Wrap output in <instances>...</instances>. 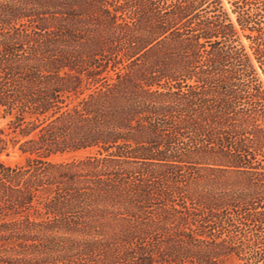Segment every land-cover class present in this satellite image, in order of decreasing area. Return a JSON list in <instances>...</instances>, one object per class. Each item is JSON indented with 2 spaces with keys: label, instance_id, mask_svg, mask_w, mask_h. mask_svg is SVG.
<instances>
[{
  "label": "trees",
  "instance_id": "obj_1",
  "mask_svg": "<svg viewBox=\"0 0 264 264\" xmlns=\"http://www.w3.org/2000/svg\"><path fill=\"white\" fill-rule=\"evenodd\" d=\"M228 2L0 0V264H264V0Z\"/></svg>",
  "mask_w": 264,
  "mask_h": 264
},
{
  "label": "rangeland",
  "instance_id": "obj_2",
  "mask_svg": "<svg viewBox=\"0 0 264 264\" xmlns=\"http://www.w3.org/2000/svg\"><path fill=\"white\" fill-rule=\"evenodd\" d=\"M225 6L227 9L231 10V4H229L228 0H224ZM246 45H249V42L247 40H244ZM6 123L3 124V126H5ZM88 154L86 152L83 153H79V154H75V155H65L63 157H58L56 158L57 161H68V160H79L82 159L84 157H86ZM27 156L23 155L20 151L18 146L17 147H13L11 146L10 150L5 153L4 155H2L0 157V160L2 162H4L6 165H9L11 167H16L19 165H24L25 164V160H26ZM228 264H234L233 262H230Z\"/></svg>",
  "mask_w": 264,
  "mask_h": 264
}]
</instances>
